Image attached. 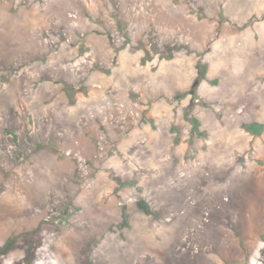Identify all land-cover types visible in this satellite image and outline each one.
Here are the masks:
<instances>
[{
  "label": "rangeland",
  "instance_id": "374dc122",
  "mask_svg": "<svg viewBox=\"0 0 264 264\" xmlns=\"http://www.w3.org/2000/svg\"><path fill=\"white\" fill-rule=\"evenodd\" d=\"M0 264H264V0H0Z\"/></svg>",
  "mask_w": 264,
  "mask_h": 264
}]
</instances>
